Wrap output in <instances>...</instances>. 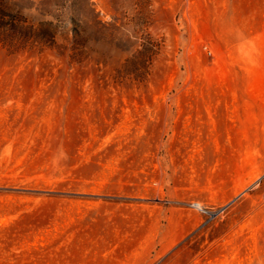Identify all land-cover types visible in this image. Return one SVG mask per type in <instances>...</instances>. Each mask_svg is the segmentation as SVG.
<instances>
[{
    "label": "rangeland",
    "instance_id": "obj_1",
    "mask_svg": "<svg viewBox=\"0 0 264 264\" xmlns=\"http://www.w3.org/2000/svg\"><path fill=\"white\" fill-rule=\"evenodd\" d=\"M0 264H264V0H0Z\"/></svg>",
    "mask_w": 264,
    "mask_h": 264
}]
</instances>
